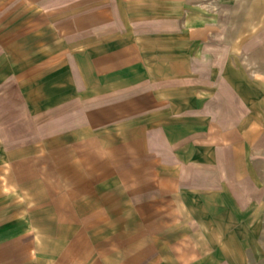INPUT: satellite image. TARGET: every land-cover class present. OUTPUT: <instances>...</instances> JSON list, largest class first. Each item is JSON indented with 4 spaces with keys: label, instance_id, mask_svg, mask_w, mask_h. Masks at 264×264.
<instances>
[{
    "label": "crops",
    "instance_id": "1",
    "mask_svg": "<svg viewBox=\"0 0 264 264\" xmlns=\"http://www.w3.org/2000/svg\"><path fill=\"white\" fill-rule=\"evenodd\" d=\"M55 1L23 0L33 10L14 15L0 0V170L11 169L27 208L26 255L39 264H182L181 245L196 231L184 210L227 204L224 188L248 183L254 166L237 141L209 131L215 157L193 162L189 192L168 175L180 162L165 119L98 130L105 96L129 88L109 58L111 19L98 3L52 13Z\"/></svg>",
    "mask_w": 264,
    "mask_h": 264
},
{
    "label": "rangeland",
    "instance_id": "2",
    "mask_svg": "<svg viewBox=\"0 0 264 264\" xmlns=\"http://www.w3.org/2000/svg\"><path fill=\"white\" fill-rule=\"evenodd\" d=\"M6 1L9 13L27 10L23 0ZM68 2L76 11L87 3L104 8L105 21L111 19L106 36L116 47L109 58L129 82L105 96L98 130L154 128L165 119L180 163L162 173L189 192L193 162L215 157L204 142L209 131L237 141L254 166L248 183L224 188L227 204L208 200L216 208L184 210L196 231L181 245L182 264H264V0H56L51 12L71 11L60 10ZM10 177V168L0 170V253L8 251L0 264H39L26 255L27 208Z\"/></svg>",
    "mask_w": 264,
    "mask_h": 264
},
{
    "label": "bare ground",
    "instance_id": "3",
    "mask_svg": "<svg viewBox=\"0 0 264 264\" xmlns=\"http://www.w3.org/2000/svg\"><path fill=\"white\" fill-rule=\"evenodd\" d=\"M257 29H258V25H255V26L252 27V30H257Z\"/></svg>",
    "mask_w": 264,
    "mask_h": 264
}]
</instances>
